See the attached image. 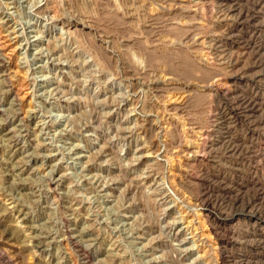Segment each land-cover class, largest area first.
<instances>
[{
	"label": "rangeland",
	"instance_id": "1",
	"mask_svg": "<svg viewBox=\"0 0 264 264\" xmlns=\"http://www.w3.org/2000/svg\"><path fill=\"white\" fill-rule=\"evenodd\" d=\"M0 264H264V0H0Z\"/></svg>",
	"mask_w": 264,
	"mask_h": 264
},
{
	"label": "bare ground",
	"instance_id": "2",
	"mask_svg": "<svg viewBox=\"0 0 264 264\" xmlns=\"http://www.w3.org/2000/svg\"><path fill=\"white\" fill-rule=\"evenodd\" d=\"M181 1V0H180ZM6 258V257H5Z\"/></svg>",
	"mask_w": 264,
	"mask_h": 264
}]
</instances>
